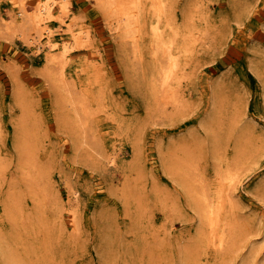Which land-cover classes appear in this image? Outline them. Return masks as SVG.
Listing matches in <instances>:
<instances>
[{
	"label": "rangeland",
	"instance_id": "374dc122",
	"mask_svg": "<svg viewBox=\"0 0 264 264\" xmlns=\"http://www.w3.org/2000/svg\"><path fill=\"white\" fill-rule=\"evenodd\" d=\"M24 1L32 11L38 0ZM168 2V21L172 15L178 39L187 41L175 106H162L150 90L147 47L135 61L116 17L97 0H69L65 20L87 38L68 52L60 87L44 67L47 48L2 27L12 16L20 20L19 0H0V264H264V0ZM48 23L60 30L58 50L73 42L63 21ZM77 95L82 105L73 104ZM76 107L88 111L83 124ZM13 120L44 173L39 206L21 173ZM225 160L232 202L221 216L234 219L237 238L218 256L212 245L203 248L195 189L188 188L215 189ZM7 190L22 200L18 217L2 209Z\"/></svg>",
	"mask_w": 264,
	"mask_h": 264
},
{
	"label": "bare ground",
	"instance_id": "6f19581e",
	"mask_svg": "<svg viewBox=\"0 0 264 264\" xmlns=\"http://www.w3.org/2000/svg\"><path fill=\"white\" fill-rule=\"evenodd\" d=\"M57 1L58 0H38L37 4H35L36 6L34 5L35 7H33L34 9L30 11L29 8L27 9V7L25 6V1L19 0L20 9L18 11V15H20L21 18L19 17L18 18L20 20L16 21L12 16L9 22L5 24L3 23L4 25L2 24V27L4 26L3 28L5 29L7 28L8 31L9 28L13 29L12 33L16 32V34H18L24 40L29 39L30 41V39H35L37 41L36 44L37 49H41L42 47L47 48L44 52V60L46 65L44 67L47 68L46 72L55 85H56L55 77L58 78L59 81L58 87H60L62 85L64 86L67 85L66 84L67 81L65 80L64 77L65 74L64 68L66 61L68 60L67 59L68 52L78 48L85 41V38H87V34L85 33L84 30L74 28V22H72L71 20L66 22L65 17H68L69 0H62V2L60 1L57 2ZM97 1L99 2L98 4L100 5V7H102V9L106 11L109 16L113 17L114 15V17H116L115 28L119 32L118 35L120 34L122 36V39L123 37L128 38L127 42L131 43L129 44V46L132 45L133 48L132 51L139 59V60L136 59L135 61H140V59L142 58L141 56L142 45L147 47L146 52L149 53L151 59L150 63L152 67V68L150 67L151 74L148 81L151 87L150 90L153 89V91L155 92L154 95L159 94L160 98L158 100L162 103L161 104L162 106L165 103L168 104L169 102L172 104V106H175V103L178 101V98L180 97L178 86L181 78V76L179 78V75L181 74H179L178 70L181 69L183 65H185L187 62V60L182 61L181 59L182 55L185 53V51H187V48L185 47L187 41L186 39H178L181 33H180V29L177 26L172 25L170 21L172 19V15L170 16L171 17L169 20L170 22L168 21L169 18H167L168 16L167 14L168 12L171 11V9L169 8L170 3L168 2V0H148L147 2L148 6L144 4L143 0H97ZM55 5H57L56 9L58 11V14L56 15L53 12ZM184 10L185 7L183 8L182 12L184 13L183 19L186 20L188 15L186 12H184ZM148 12L152 14L154 19L153 21H148L149 20L147 16ZM165 16H166V20H165L166 23L164 24H166L165 26H168L170 30V32H168L167 34H164V28H163L164 26L162 27L163 24L162 25L160 24ZM56 18L60 22L63 21L65 23V25L67 26L66 30L68 31L70 38L73 40L72 43L64 44L60 50L57 49L58 44L53 39L56 31L60 32V30L58 28H52L48 23L49 20ZM107 19H109V17ZM144 35H147L149 37L148 41H145L143 39ZM43 37H46L44 43L41 41ZM126 45H128V43ZM131 61L133 60L131 59ZM66 88L68 90H71V88L68 86H66ZM14 92L17 98L19 90L13 89V93ZM68 93L69 91L67 92V94ZM81 97H82L81 95L79 96L77 95L76 99L74 98L75 100L72 99L73 104L77 106V102H79L82 105L83 102L85 101L82 100ZM156 98L157 97H155V99ZM156 102L155 105L158 104V103L156 104ZM25 109L22 112L24 113V117L25 115L28 114V111H26ZM75 113L78 119L75 116L73 117H75L77 120H80V123L83 124L85 122V119L88 117L87 115L88 111L84 110L82 107L81 109L80 107L79 108L76 107ZM14 120H13V124H14L15 134L12 140L13 146L15 147V151L17 152L18 161H20L18 163L22 166L21 169L22 170L24 169L23 171H21V173L23 175L26 174V176L28 177V180L30 181V186H32L30 188L31 196H33V199L35 200V202L38 203L39 206L40 202L42 201V200L40 201L41 199L40 197H42V194L44 193L43 191L46 187L42 185V183L45 182L44 173H42L43 171L42 169H39L40 166L38 168V165L35 163V158L33 154L36 151L35 149H33L34 147L31 145L30 140L29 141L27 140L25 134L22 135L20 134L17 121ZM68 121L69 120H67V122ZM73 122H76L75 119ZM75 126H77V124H75ZM77 128H80L79 125ZM77 130L80 131V134L81 133L83 134L81 136L82 140L83 138H85L86 140L87 133L84 132L85 129L82 128V125L81 128ZM31 134H33V132H31ZM96 153L99 156L101 155V157L104 158L106 157L107 164L108 163L112 164L115 161L113 155L108 157L99 151L98 152L96 151ZM223 160L224 159L219 160V164H221V162H224ZM2 163L3 162L0 157V170L3 167ZM225 163L227 165V168L218 170L216 172L215 189L210 190L209 187L203 185L201 181L198 182L201 183L200 185L195 184V187L191 185L192 188H188V189H195L194 192V195L196 196L195 207L199 214V220L201 221V225L197 226V230L200 229L199 238H202L203 248H205L208 244L212 245L214 252L218 253V256L225 252L224 249L226 247L230 248V246L233 245V240L237 238L236 236L237 228L235 225L236 223H234V219L230 218L229 215L227 214L221 216L223 204L225 202L228 204L232 202L230 199L231 197L230 189L232 186L231 184L232 177L229 171L230 165L227 162V160H225ZM33 167L36 170L35 173L32 172ZM46 191L47 189H45V192ZM75 196H76V190L73 191V198H75ZM20 200H21L20 197L15 196L13 191L7 190L3 198V204H2L3 211L7 213V215H9L10 213L11 215L13 214L12 216L10 215V217H14V213H16V215L17 214L19 215V213L21 212L23 213L24 210L23 208H21L22 200L21 201ZM74 215H71V217L68 216L69 224L72 223L71 225H73V228H74V218H75ZM15 219H17L16 216ZM56 220H58L60 223L64 220L63 215L59 213V211L56 216ZM58 229L59 231L61 230L60 225ZM228 238H231L233 240L229 242L228 245H226ZM196 259L197 258L193 259L192 262L190 261L187 262L186 264H195L194 260Z\"/></svg>",
	"mask_w": 264,
	"mask_h": 264
},
{
	"label": "crops",
	"instance_id": "0c3cea01",
	"mask_svg": "<svg viewBox=\"0 0 264 264\" xmlns=\"http://www.w3.org/2000/svg\"><path fill=\"white\" fill-rule=\"evenodd\" d=\"M256 5H257V2L255 3V6H256ZM255 6H254V7H255ZM254 9H255V8H253V10H251V11L249 12L248 16L251 15V14L254 12Z\"/></svg>",
	"mask_w": 264,
	"mask_h": 264
}]
</instances>
